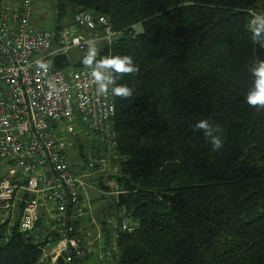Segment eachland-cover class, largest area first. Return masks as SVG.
I'll return each mask as SVG.
<instances>
[{"label":"trees","instance_id":"16d2710c","mask_svg":"<svg viewBox=\"0 0 264 264\" xmlns=\"http://www.w3.org/2000/svg\"><path fill=\"white\" fill-rule=\"evenodd\" d=\"M260 4L52 0L50 30L70 26L78 12L105 16L123 34L110 48L97 44L96 59L130 56L139 68L116 81L132 96H113V129L124 159L117 174L96 176L98 190H90L92 202L100 194L94 208L100 222L123 213L137 227L118 233L113 244V232L105 231L102 249L110 255L97 264H264V108L245 99L256 65L248 12L264 16ZM136 25L141 32L133 34ZM86 55L73 67L84 68ZM201 119L219 127L218 151L193 130ZM75 143L80 155L84 144ZM21 205L10 227L9 221L0 225V264H37L46 244L57 242L34 239L43 234L41 218L32 233L18 232ZM55 264L72 262L61 256Z\"/></svg>","mask_w":264,"mask_h":264},{"label":"built area","instance_id":"2783aa9c","mask_svg":"<svg viewBox=\"0 0 264 264\" xmlns=\"http://www.w3.org/2000/svg\"><path fill=\"white\" fill-rule=\"evenodd\" d=\"M248 13L252 27L259 15ZM33 17V0H0V225L9 221L10 227L22 204L18 232L32 233L41 218L43 234L34 239L57 240L46 244L37 264H55L61 256L84 264L91 251L102 260L110 255L102 249L105 231L113 232V244L118 233L137 227L123 213L102 225L93 215V179L117 174L124 159L113 129V95L111 87L107 95L97 93L89 69L55 70L53 58L64 55L69 67L71 51L86 55L89 40L110 48L123 32L113 31L105 16L84 11L58 30L36 29ZM131 31L140 33V25ZM82 138L88 143L78 155L75 142Z\"/></svg>","mask_w":264,"mask_h":264},{"label":"clouds","instance_id":"9594fccd","mask_svg":"<svg viewBox=\"0 0 264 264\" xmlns=\"http://www.w3.org/2000/svg\"><path fill=\"white\" fill-rule=\"evenodd\" d=\"M255 35L264 32V16H257L251 22ZM88 52L83 58L82 64L90 70V75L94 80L97 93L107 95L111 87V94L114 97L127 99L132 96V89L127 85H117L116 81L124 75H133L139 72V68L133 63L130 56H112L96 59L98 50L95 40H89ZM40 67H45L41 64ZM254 77L253 87L246 95V103L250 107L264 108V60L257 61L256 65L250 69ZM194 131L203 133L206 139H210L214 151L223 147V141L214 133L219 131L218 126H213L206 119L197 121L193 126Z\"/></svg>","mask_w":264,"mask_h":264},{"label":"rangeland","instance_id":"374dc122","mask_svg":"<svg viewBox=\"0 0 264 264\" xmlns=\"http://www.w3.org/2000/svg\"><path fill=\"white\" fill-rule=\"evenodd\" d=\"M33 1H35V4H34V17H33V20H32L34 27L36 29H43V30L52 29V26H54V22H53L52 18H50V19L46 18V20H43L40 24L34 23V20H35V18L37 17V15L39 13L41 14V12L49 10V7L51 6L52 0H33ZM260 6L264 7V0H261ZM44 15H45V13H44ZM81 56H83V55H81V53H79L78 51H76V50L71 51L69 53L70 65H69V67L65 68L64 71L66 73H68L73 68V63L72 62H78L81 59ZM82 142H83L84 148H85L87 143H88V140L85 139V138H82ZM99 195L100 194H94L93 195L94 202H92V203L94 205V208H96V209H97L98 203L101 201V200L98 199ZM105 202L107 203L108 200L107 201L105 200ZM16 206H17V204H16ZM16 206H15V210H14L13 216H12V218L10 220L11 223H13L15 221V214L17 212V207ZM96 209L93 210L94 219H95L97 224L102 225L103 220L100 222L98 220V217H96V214H95L96 213ZM98 215L100 216L99 219L103 218L100 213H98ZM108 217H110V216H108ZM90 231H93L94 234L96 233L95 229L92 226H91ZM89 262L92 263V264H97L98 263L97 256H91V253H90L89 258L87 259V261L84 264H90Z\"/></svg>","mask_w":264,"mask_h":264},{"label":"water","instance_id":"95a60500","mask_svg":"<svg viewBox=\"0 0 264 264\" xmlns=\"http://www.w3.org/2000/svg\"><path fill=\"white\" fill-rule=\"evenodd\" d=\"M254 54L256 63L259 60H264V32H261L258 36L254 34ZM68 65L67 59L64 55L56 56L53 58V68L55 70L65 69Z\"/></svg>","mask_w":264,"mask_h":264},{"label":"crops","instance_id":"0c3cea01","mask_svg":"<svg viewBox=\"0 0 264 264\" xmlns=\"http://www.w3.org/2000/svg\"><path fill=\"white\" fill-rule=\"evenodd\" d=\"M3 1L9 2V1H18V0H3ZM34 4H35V1H34ZM44 13H45V15H44ZM46 18H49V19L52 18V10L50 9V7H49L48 11L41 12V14L39 13L37 15V17L35 18L34 23L40 24L43 20H46ZM96 47H97V50H99V45H96ZM95 254L96 253L91 251V256H96ZM90 264H92V263H90Z\"/></svg>","mask_w":264,"mask_h":264}]
</instances>
